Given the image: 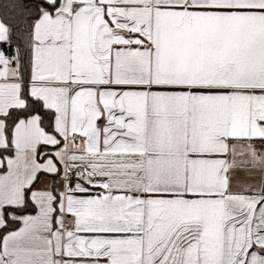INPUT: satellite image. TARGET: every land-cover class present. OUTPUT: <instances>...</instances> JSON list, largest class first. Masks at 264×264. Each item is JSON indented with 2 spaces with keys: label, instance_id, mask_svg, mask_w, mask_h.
<instances>
[{
  "label": "snow or ice",
  "instance_id": "6c2138e0",
  "mask_svg": "<svg viewBox=\"0 0 264 264\" xmlns=\"http://www.w3.org/2000/svg\"><path fill=\"white\" fill-rule=\"evenodd\" d=\"M0 264H264V0H0Z\"/></svg>",
  "mask_w": 264,
  "mask_h": 264
}]
</instances>
